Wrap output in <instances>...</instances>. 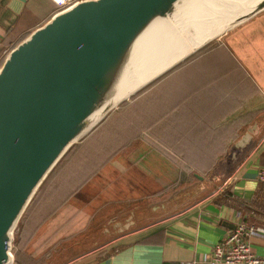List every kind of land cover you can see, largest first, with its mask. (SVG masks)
<instances>
[{
	"label": "crops",
	"instance_id": "crops-1",
	"mask_svg": "<svg viewBox=\"0 0 264 264\" xmlns=\"http://www.w3.org/2000/svg\"><path fill=\"white\" fill-rule=\"evenodd\" d=\"M9 4L0 8L4 56L57 10L52 0ZM261 10L109 110L60 156L20 215L23 222L28 215L34 222L52 216L55 224V212L84 195L86 218L89 199L98 206L108 195L163 197L173 186L187 184L190 174L219 166L231 151L226 179L184 207L159 210L160 218L108 242L86 244L64 264H224L210 262L218 239L240 220L264 226V181L257 176L264 169ZM247 240L256 255L264 256V237Z\"/></svg>",
	"mask_w": 264,
	"mask_h": 264
},
{
	"label": "water",
	"instance_id": "water-1",
	"mask_svg": "<svg viewBox=\"0 0 264 264\" xmlns=\"http://www.w3.org/2000/svg\"><path fill=\"white\" fill-rule=\"evenodd\" d=\"M186 1L74 0L7 51L0 64V264H8L22 210L73 142L118 103L264 8V0H232L192 32L181 18ZM9 5L0 0V8Z\"/></svg>",
	"mask_w": 264,
	"mask_h": 264
},
{
	"label": "rangeland",
	"instance_id": "rangeland-1",
	"mask_svg": "<svg viewBox=\"0 0 264 264\" xmlns=\"http://www.w3.org/2000/svg\"><path fill=\"white\" fill-rule=\"evenodd\" d=\"M82 137L83 135L73 143ZM231 153L228 151L219 160V166L213 167L210 171L195 176L190 174L187 184L173 186L168 192L163 193V197L144 196L127 199L108 198L110 196L108 195L98 206L89 199L87 201L91 213L86 218L84 195L74 198V205L61 206L54 214L55 220L57 219L55 224H52V216L41 222H34L28 215L23 222L20 215L8 242L10 253L8 264H64L85 251L86 244L93 247L108 242L110 238L127 231L128 228L160 218L162 214L158 215L159 210L168 212L184 207L211 192L226 179L231 169L228 165ZM153 207L154 214H151L150 210Z\"/></svg>",
	"mask_w": 264,
	"mask_h": 264
},
{
	"label": "built area",
	"instance_id": "built-area-1",
	"mask_svg": "<svg viewBox=\"0 0 264 264\" xmlns=\"http://www.w3.org/2000/svg\"><path fill=\"white\" fill-rule=\"evenodd\" d=\"M57 10L68 6L71 0H52ZM56 10V11H57ZM264 181V169L257 174ZM264 237V226L238 221L225 236L212 246L210 262L224 264H264V256L256 255L249 246L248 236Z\"/></svg>",
	"mask_w": 264,
	"mask_h": 264
},
{
	"label": "bare ground",
	"instance_id": "bare-ground-1",
	"mask_svg": "<svg viewBox=\"0 0 264 264\" xmlns=\"http://www.w3.org/2000/svg\"><path fill=\"white\" fill-rule=\"evenodd\" d=\"M232 0H187L185 2L186 8L181 14V18L185 26L190 27L192 32H197V29L204 27L203 24L211 20L214 14L220 10L222 7H225L227 4H230ZM191 15V16H187ZM193 17L197 18L194 21ZM215 27L208 26V34H210ZM172 44L166 42L165 49L170 48ZM8 258V263H9Z\"/></svg>",
	"mask_w": 264,
	"mask_h": 264
},
{
	"label": "trees",
	"instance_id": "trees-1",
	"mask_svg": "<svg viewBox=\"0 0 264 264\" xmlns=\"http://www.w3.org/2000/svg\"><path fill=\"white\" fill-rule=\"evenodd\" d=\"M260 14H264V9L263 10H261V12H259ZM258 13V14H259ZM263 22H264V19L262 20ZM3 57H4V52H2V49L0 48V63H1V61H2V59H3ZM74 144V143H73ZM73 144H71L67 149H66V151H68L69 150V148H71V146L73 145ZM65 151V152H66Z\"/></svg>",
	"mask_w": 264,
	"mask_h": 264
}]
</instances>
